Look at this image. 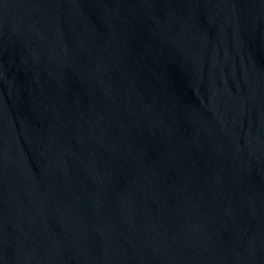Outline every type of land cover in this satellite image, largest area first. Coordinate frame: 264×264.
Wrapping results in <instances>:
<instances>
[{"label":"water","instance_id":"95a60500","mask_svg":"<svg viewBox=\"0 0 264 264\" xmlns=\"http://www.w3.org/2000/svg\"><path fill=\"white\" fill-rule=\"evenodd\" d=\"M0 264H264V0H0Z\"/></svg>","mask_w":264,"mask_h":264}]
</instances>
